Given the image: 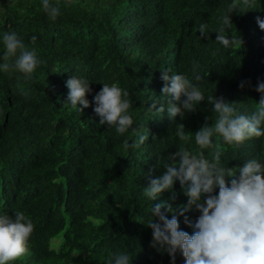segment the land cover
I'll return each instance as SVG.
<instances>
[{"label": "trees", "instance_id": "trees-1", "mask_svg": "<svg viewBox=\"0 0 264 264\" xmlns=\"http://www.w3.org/2000/svg\"><path fill=\"white\" fill-rule=\"evenodd\" d=\"M60 14L49 18L42 0H0V65L5 63V33H16L40 61L30 75L0 68V215L22 211L34 231L27 252L13 264H107L129 253L131 264H172L152 246V204L143 195L163 163L183 145L198 151L194 133L218 114L207 97H223L240 114L250 115L264 83V0H50ZM233 11V12H232ZM232 12V13H231ZM230 14L229 38L243 45L225 48L215 38ZM207 26L201 38L199 26ZM36 37L32 44L31 38ZM16 57L7 63L14 65ZM162 70L182 74L205 100L193 112L172 120L151 108L164 104ZM90 82L89 107L67 102L71 76ZM200 77L197 79L196 77ZM103 84L128 92L133 125L123 134L99 124L93 98ZM82 107V106H80ZM183 124L189 141L177 136ZM141 135L148 136L139 143ZM221 166L235 167L258 158L264 162V136L226 144L214 134ZM132 145H138L133 147ZM228 179V178H226ZM173 207L187 203L177 181ZM219 189H216L218 194ZM162 212L171 219L167 209ZM190 235L200 215L193 208L180 216ZM185 216L190 224L185 223ZM175 264H184L177 252Z\"/></svg>", "mask_w": 264, "mask_h": 264}, {"label": "clouds", "instance_id": "clouds-1", "mask_svg": "<svg viewBox=\"0 0 264 264\" xmlns=\"http://www.w3.org/2000/svg\"><path fill=\"white\" fill-rule=\"evenodd\" d=\"M250 6V0H244ZM42 8L49 18L55 20L60 14L59 6L42 0ZM233 12V11H232ZM231 12V13H232ZM257 23L264 30V19L257 17ZM222 27L216 32L215 40L225 48L243 45L239 37L225 35L226 27L232 25L230 14L222 19ZM207 26H199L200 37L208 36ZM32 44L36 37L31 38ZM3 43L6 48L5 63L0 65L4 71L14 67L19 72L30 76L40 61L34 49L28 50L16 33H5ZM14 65L7 63L10 57H16ZM162 70L161 80L164 85L162 96L170 97L167 108L164 104H152L151 108L159 113H167L170 119L184 117L185 112H193L196 106L205 100L199 87L193 85L182 74H169ZM200 79V77H196ZM68 88L67 102L77 105L82 112L89 107L87 94L92 91L90 82L71 76L66 81ZM256 91L261 99L250 115L240 114L233 103L223 97L209 95L207 101L218 118L211 124L205 123L194 133L198 151H190L181 145L170 153L163 163V174L151 179L149 186L143 189V195L154 201L164 192L171 195L167 201L152 204L154 219L147 223L152 229V246L163 250L175 264L177 252L182 253L184 264H264V162L251 158L235 167L221 166V152L210 153L209 160L205 149L214 148L213 136L218 134L226 144H242L251 138L264 136V83H259ZM128 92L113 84H103L95 94L94 112L99 117V124L114 126L118 134L125 133L132 125L129 114ZM82 106V107H80ZM177 136L181 141H189L183 124H177ZM148 136L141 135L139 143ZM136 147L138 145H132ZM228 178V179H226ZM179 182L183 194L188 198L186 204L174 208L171 202L177 199L174 185ZM219 189L216 194V189ZM195 208L200 213L194 225L185 216V223L194 227L190 235L180 229L176 213L184 216ZM162 209L174 213L169 219ZM34 231L31 219L22 211L14 213V218L0 215V264H13L28 250V242ZM129 253H116L107 264H131Z\"/></svg>", "mask_w": 264, "mask_h": 264}]
</instances>
